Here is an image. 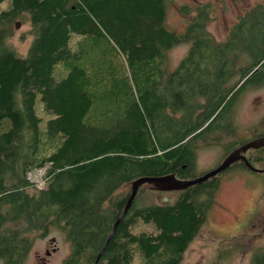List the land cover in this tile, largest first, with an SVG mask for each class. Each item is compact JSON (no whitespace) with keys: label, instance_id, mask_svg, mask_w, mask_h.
<instances>
[{"label":"trees","instance_id":"trees-1","mask_svg":"<svg viewBox=\"0 0 264 264\" xmlns=\"http://www.w3.org/2000/svg\"><path fill=\"white\" fill-rule=\"evenodd\" d=\"M165 1L8 0L0 7L1 264H21L31 233L50 226L70 246L59 264H94L130 194L116 192L142 176H197L196 141L244 90L264 85V2L217 40L207 31L209 4L197 5L175 33L165 26ZM23 14L33 39L20 55L7 39ZM183 42L186 55L164 73L166 51ZM37 100L54 115L45 125ZM253 151L248 161L264 159V147ZM40 168L45 183L29 192L27 175ZM217 186L218 177L209 178L178 191L173 204H139L138 191L97 264H180ZM250 264H264V249Z\"/></svg>","mask_w":264,"mask_h":264},{"label":"rangeland","instance_id":"rangeland-1","mask_svg":"<svg viewBox=\"0 0 264 264\" xmlns=\"http://www.w3.org/2000/svg\"><path fill=\"white\" fill-rule=\"evenodd\" d=\"M8 0L0 4L4 6ZM165 26L175 33H183L194 16L199 4H209L210 19L207 31L217 40H223L238 17L252 6L264 0H166ZM188 6L191 13L182 14L180 7ZM13 29L8 44L20 55H25L33 39L28 15L23 14L12 21ZM189 42L178 43L169 48L164 56V73L174 70L186 55ZM36 113L42 118V125L53 117L43 108L41 101L35 104ZM228 123L230 129L219 132L215 138L212 132L196 141V161L193 173L201 175L219 164L227 148L253 137L264 128V85L248 87L231 108ZM237 146V145H236ZM254 156L255 151L247 152ZM256 168H264V159L253 161ZM45 168L35 169L27 175L32 184L29 192L45 183ZM131 183L125 184L115 194L126 193ZM139 204H173L178 191L157 190L150 184L139 188ZM148 226H151L150 224ZM152 227V226H151ZM137 227L134 228V231ZM54 238V242L50 240ZM264 249V174L246 171L242 167L231 169L220 175L214 193V203L209 209L206 223L201 227L185 250L180 264H250L253 253ZM70 252L69 242L60 228L50 226L41 234L31 233V247L21 264H59ZM1 264V262H0Z\"/></svg>","mask_w":264,"mask_h":264},{"label":"water","instance_id":"water-1","mask_svg":"<svg viewBox=\"0 0 264 264\" xmlns=\"http://www.w3.org/2000/svg\"><path fill=\"white\" fill-rule=\"evenodd\" d=\"M260 147H264V135L251 139L237 148L233 149L231 152H229L224 159L217 164L214 168L208 170L207 172L197 175L193 178H186V179H181L178 178L175 174H167L163 176H156V177H151V176H142L138 177L131 182V187H130V194L128 196V199L124 205L123 211L120 214V216L117 218L113 225V230L111 232V235L109 238L106 240L105 245L99 252L97 259L95 260L94 264H97L98 258L102 255V252L105 249L106 244L110 240V238L113 236L117 225L119 224L120 220L126 215L130 205L132 204L136 194L138 193L139 188L143 184H150L157 190H162V191H183L187 189L190 186L201 184L208 180L209 178H212L219 173L225 171L231 164L235 163L236 161H243L247 167H249L252 170L258 171V172H264V168L259 169L253 166L244 153L248 149H258ZM51 242L54 241V238L50 240Z\"/></svg>","mask_w":264,"mask_h":264},{"label":"flooded vegetation","instance_id":"flooded-vegetation-1","mask_svg":"<svg viewBox=\"0 0 264 264\" xmlns=\"http://www.w3.org/2000/svg\"><path fill=\"white\" fill-rule=\"evenodd\" d=\"M230 115H231V113H230L225 119H222L221 121L216 122V123L213 124V125H215V127H216L215 130H213V132H212V134H213V136H215V138H218L217 136H219V137L222 136L221 134H217V133H219V132H226V131H228V130L230 129V124L228 123ZM224 116H225V115H223V117H224ZM208 123H209V121L206 122V123L202 126V128H205V127L208 125ZM216 135H217V136H216ZM262 135H264V128L261 129V131L256 132V133L254 134L253 137L246 138V141H245V142H247V141H249V140H251V139H254V138L260 137V136H262ZM245 142H244V143H245ZM242 144H243V143H242ZM240 145H241V144H238V145L235 146L233 149L237 148V147L240 146ZM233 149H232V150H233ZM232 150H230L229 152H231ZM253 150H256V149H248V150L244 153V155L246 156L247 159H249V155L247 154V152H249V151H253ZM229 152H228V153H229ZM228 153H226V155H227ZM226 155H225V156H226ZM225 156H224V157H225ZM222 160H223V159H222ZM249 162H250V161H249ZM240 163H242L243 165H240ZM250 163H251L253 166H255L253 161L250 162ZM235 164L240 165V167H242V169H244V170H246V171H249V172H252V173H257V174H264V172H258V171H255V170L250 169L249 167H247V166L245 165V163H244L243 161H240V160H239V161H236L235 163L231 164V165H230L225 171L219 173L218 175H216V176H214V177H218V179H219L220 175H222L223 173H225V172H227V171H230L231 169H234L233 166H234Z\"/></svg>","mask_w":264,"mask_h":264},{"label":"built area","instance_id":"built-area-1","mask_svg":"<svg viewBox=\"0 0 264 264\" xmlns=\"http://www.w3.org/2000/svg\"><path fill=\"white\" fill-rule=\"evenodd\" d=\"M44 173H45V171H44Z\"/></svg>","mask_w":264,"mask_h":264},{"label":"bare ground","instance_id":"bare-ground-1","mask_svg":"<svg viewBox=\"0 0 264 264\" xmlns=\"http://www.w3.org/2000/svg\"><path fill=\"white\" fill-rule=\"evenodd\" d=\"M54 242V241H53Z\"/></svg>","mask_w":264,"mask_h":264}]
</instances>
